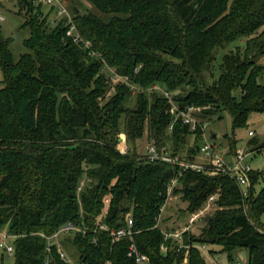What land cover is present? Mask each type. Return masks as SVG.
<instances>
[{
	"label": "trees",
	"instance_id": "1",
	"mask_svg": "<svg viewBox=\"0 0 264 264\" xmlns=\"http://www.w3.org/2000/svg\"><path fill=\"white\" fill-rule=\"evenodd\" d=\"M16 1L29 29L26 51L14 58L0 34V229L12 236L13 264H68L54 243L47 250L45 237L67 222L74 228L59 240L80 264H138L130 244L147 264H206L200 245L237 248L247 264H264V169L252 168L244 197L226 175L151 160L139 145L198 156L200 131L174 119L166 97L149 89L155 83L178 90L179 107L201 106L200 118L226 110L233 130L264 112V0H84L89 7L70 12L90 50L64 37V19L49 24L52 7L43 13L39 0ZM221 49L218 75L208 82ZM107 68L127 81L113 85ZM237 145L231 138L230 155ZM246 146L264 141L254 134ZM172 179L170 191L189 214L218 194L216 208L199 217L198 235L165 237L158 225ZM126 215L131 238L112 242L109 230L125 226Z\"/></svg>",
	"mask_w": 264,
	"mask_h": 264
},
{
	"label": "rangeland",
	"instance_id": "2",
	"mask_svg": "<svg viewBox=\"0 0 264 264\" xmlns=\"http://www.w3.org/2000/svg\"><path fill=\"white\" fill-rule=\"evenodd\" d=\"M62 4L65 5L69 11L74 7H78L80 10H83L85 7H89V4H86L84 0H62ZM39 9L45 13V11L48 10V7L42 4ZM23 12L19 13L16 0H0V15L4 16V20L0 21V34L3 38L10 40L9 48L14 58H17L21 53L26 51L23 41L29 36V29L22 26L24 20ZM237 44L243 45L244 39H240ZM230 46L233 47L235 44ZM223 51L224 50L222 49L218 51L214 62L213 71L204 74L208 82H212L218 75V65L220 63ZM258 62L263 63L264 56L259 57ZM259 82L264 83V70L259 77ZM1 86H3V83L2 72L0 69V87ZM173 93H178V90L172 91L171 95H173ZM236 93H238V91H236ZM135 94L136 92H132L129 102L130 105L134 103ZM193 106L199 108L200 111L202 109L201 106H197L195 104H193ZM201 121L205 124L204 130L207 138L210 140V143L214 144L216 151L223 155L227 152L231 138L238 140L239 145H246L248 139L252 136H248V130L253 131V135L255 134V137L258 139V141H264V112L252 113L249 116L245 126L236 128L234 130L232 129L231 117L226 110H223L220 113V116H202ZM121 135L122 133H119V136ZM189 142H192V136L189 137ZM201 142L202 141H200L199 144H201ZM148 144L149 143L146 141H142L139 144L141 150L145 151ZM124 145L126 146L127 144ZM124 145L121 146L122 149H125V147H123ZM141 150L139 151L142 152ZM181 154H184V152ZM202 158L203 154H198L197 159L201 160ZM250 165L253 169L263 170L264 157L257 155L255 158L250 160ZM254 183V193L256 194L263 182L261 178H258V180H255ZM246 190L248 195V189ZM214 195L216 197L218 196V194ZM246 204L247 203L245 202V210L247 206ZM186 206L187 203L182 200L180 193H173L172 191H169L165 205L160 212L161 215L158 217L159 227L162 230L170 233L182 232L185 231L183 230L184 227H188V230L193 235H198L202 227L199 217L211 213L216 208V205L213 203V201L207 200L202 209L193 214L188 213ZM195 214V219L191 221V217ZM261 221L264 223V214L261 216ZM260 229L264 230V226H261ZM0 233H5L7 235L6 227L0 229ZM5 242L9 243V236L5 238ZM220 249L221 247L219 245H206L202 247L200 245V250L205 257L206 264H247L246 259L240 255L242 250L235 248L230 252H227L221 251ZM3 255V264H13L14 260L11 254L4 251Z\"/></svg>",
	"mask_w": 264,
	"mask_h": 264
},
{
	"label": "built area",
	"instance_id": "3",
	"mask_svg": "<svg viewBox=\"0 0 264 264\" xmlns=\"http://www.w3.org/2000/svg\"><path fill=\"white\" fill-rule=\"evenodd\" d=\"M47 7L53 8V13L49 19V24L51 26H54L57 24V22L60 19H64L65 21V33L64 37L72 41L73 43L81 44L84 48L90 50L91 43L89 40L83 39V37L80 35L75 22L73 21V15L71 12L67 9L65 5L62 4V0H39ZM4 20V16L0 15V21ZM93 54V52H89ZM109 72V78L110 81L113 83H116L117 81H127L126 76H122L115 72L111 68H107ZM138 69H135V72ZM132 89L134 86H130ZM149 89L156 90L161 92L167 99L168 103L170 104V111L174 116V119L177 117H180L182 120V123L189 125V128L191 131H200V137H201V144L199 147L198 154L202 153L203 158L201 160L195 159V160H186L183 157H180L179 155H169L168 152L165 149H162L161 151H157L154 145L148 144L146 146V154L149 159H160L163 161H167L170 163H177L183 170L186 169H192L196 171H201L207 175H218L223 174L232 179L234 183L240 188L241 194L245 197L247 196V190L249 187V173L252 170V167L250 165V160L255 158L257 155H261L264 157V147L260 148H248L246 145H237L234 153L230 155L229 148H227V152L223 155L216 151L215 145L210 143L209 138H207V135L205 133L204 122L201 121V118L198 116V113L200 112L199 108L194 107L193 105H187L185 107H179L172 99L171 92L166 90L162 85L155 83L149 87ZM171 127V126H170ZM169 127V128H170ZM248 136L253 135L252 130H248L247 132ZM121 145L119 147V150L121 152H125L127 147L124 145V135L120 136ZM125 147V149H122ZM175 183V179L171 180V185L169 187V191L171 186ZM216 199L215 195H211L208 198V201H214ZM195 215L191 217V221L195 219ZM126 225L119 227L117 229H110V236L112 238V242L118 241L123 237H129L131 238L133 230L132 225L133 221L132 218L129 215H126ZM102 228H105V226L101 225ZM74 226L67 222L63 227H61L59 230L54 232L50 236H45L43 233H40L42 236H45L48 240L47 250L50 249L51 244L56 245V251L60 257L61 260L68 264H80L73 260L70 255L64 250L60 243V235L64 232L69 231L70 229H73ZM188 227H184L183 230H187ZM183 232V231H182ZM182 232H167L165 233V237H175L179 238ZM9 236V239L12 238L11 235H6L5 233H0V249L4 250L5 252H8L9 254L13 251V246L11 243H6L5 238ZM203 246V245H202ZM201 246V247H202ZM162 250H166L165 246H161ZM128 255H133L135 257V261L138 264L146 263L148 261V257L145 254L139 253L134 244H130ZM46 264V262L44 263Z\"/></svg>",
	"mask_w": 264,
	"mask_h": 264
},
{
	"label": "crops",
	"instance_id": "4",
	"mask_svg": "<svg viewBox=\"0 0 264 264\" xmlns=\"http://www.w3.org/2000/svg\"><path fill=\"white\" fill-rule=\"evenodd\" d=\"M214 136V135H213ZM240 255L245 259V252L244 251H242L241 253H240Z\"/></svg>",
	"mask_w": 264,
	"mask_h": 264
},
{
	"label": "water",
	"instance_id": "5",
	"mask_svg": "<svg viewBox=\"0 0 264 264\" xmlns=\"http://www.w3.org/2000/svg\"><path fill=\"white\" fill-rule=\"evenodd\" d=\"M75 12H78V10L76 9Z\"/></svg>",
	"mask_w": 264,
	"mask_h": 264
}]
</instances>
